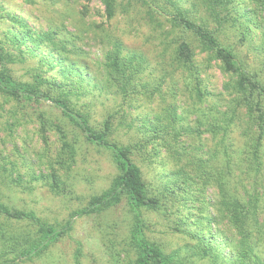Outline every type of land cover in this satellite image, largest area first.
I'll return each instance as SVG.
<instances>
[{
  "label": "trees",
  "instance_id": "16d2710c",
  "mask_svg": "<svg viewBox=\"0 0 264 264\" xmlns=\"http://www.w3.org/2000/svg\"><path fill=\"white\" fill-rule=\"evenodd\" d=\"M165 1L170 5L160 10L169 15L177 37L164 49L174 66L172 73L163 68L159 74L150 69L141 51L105 27L119 7L127 10L128 3L121 0H100L104 20L92 28L106 48L96 65L80 44L86 33L74 22L37 28L0 6V22L5 23L0 31V115H8L0 123V133H14L22 124L18 112L30 107L41 140L49 144V132L54 131L59 142L56 166L52 163L46 173L31 174V180H41L63 197H76L72 171L85 146L107 152L115 171L108 185L89 195L69 218L52 221L34 209L15 205L5 192L32 191L33 185L24 180L25 173L10 154L0 149V264L41 258L70 233L75 216H98L119 206L124 214L118 247L111 251L113 264H198L201 260L264 264V73L241 60L221 38L227 26L239 22L242 27L245 19L260 30V42L254 48L264 53V0ZM148 2H144L145 14L153 20ZM171 31L167 33L174 36ZM246 31L248 36L256 32ZM30 58L36 59L27 69L30 78L16 75L14 65ZM213 61L227 77L223 89L229 95L218 107L209 102L212 94L202 78V68ZM179 70L196 106L195 127L186 121L188 112H179ZM168 80L171 85L166 91ZM104 96L119 98L118 108L96 122L92 100ZM141 97L149 110L133 117L132 109L139 107L135 103ZM155 99H160V111L151 106ZM44 102L62 117L54 118L37 107ZM201 106H208V111ZM128 117L132 119L125 123ZM124 125L133 131L128 141L119 135ZM236 127H240V146L232 136ZM193 132L197 139L189 138ZM205 132L212 141L210 148L202 137ZM147 148L155 156L168 152L175 161L155 181L144 178L135 160ZM15 150L20 152L18 145ZM210 185L216 195L208 198L204 194ZM148 213L162 216L187 241L171 249L162 245L149 234ZM80 253H76V264H81Z\"/></svg>",
  "mask_w": 264,
  "mask_h": 264
},
{
  "label": "rangeland",
  "instance_id": "374dc122",
  "mask_svg": "<svg viewBox=\"0 0 264 264\" xmlns=\"http://www.w3.org/2000/svg\"><path fill=\"white\" fill-rule=\"evenodd\" d=\"M121 1L128 3L127 10L119 7L117 16L112 21L106 22L105 27L113 29L120 35L127 46L141 51L150 62V69L154 70L156 74L163 72V68L172 73L174 66H170L171 58L164 49L168 43L174 42L177 34L175 30L171 31L172 25L169 22V15L160 10L161 7L170 5V3L165 0H148L155 17H152V20L149 15L145 14L147 6L144 2H147V0ZM176 1L180 2L181 0ZM0 6L22 15L37 28H47L48 25L52 24L61 25L62 22L66 24L74 22L86 33V39L80 44L84 47L91 64L96 65L97 61L101 59L106 46L101 37L96 35L95 29L92 28V26L104 20L102 16L104 7L100 0H0ZM86 9L87 12H85ZM158 22L162 25H160L162 28L158 26ZM69 27L72 28L71 25ZM250 28L256 32L251 33ZM246 29L250 31L249 36ZM4 30L5 23L1 21L0 31ZM168 31H171L174 36L169 35ZM259 31L250 21L242 19V27L239 22L235 27L227 26L221 38L234 49L241 60L264 73V53L254 48V45L260 42L261 34ZM202 57H204L203 54L199 56V60ZM35 63L36 59L30 58L25 63L15 64L16 75L29 79L30 74L27 69ZM202 69L204 84L212 94L209 96V102L216 104L217 107L221 106L224 98H227V100L229 98V95L223 89V83L227 79L226 75L215 61L210 66ZM176 78L179 79L178 89L181 88V91H177L178 96L176 98L179 99L177 101L180 105L179 112H188V114L185 113L187 114L186 121L190 126L195 127L197 114L194 112V107L196 108V106L183 85V74L180 70L176 73ZM170 85V80H168L165 83L166 91H168ZM84 99L86 98L84 97ZM141 99V102L135 103L139 107L132 109L133 117L138 114L143 115L149 110L148 103L143 101V97ZM168 99L172 100L170 97ZM89 100H91V97H89ZM119 100L114 96L99 97L98 101L92 100L94 102V120L99 122L108 112L118 108L117 103ZM159 100L155 99V102L150 104L160 111L161 106L157 105ZM37 107L45 110L54 118L62 117L60 112L48 102L41 103ZM201 107L208 111V106ZM18 116L22 118V124L14 128V133L9 134L7 131L0 133V149H3V153L10 154V159L25 173L24 180L30 181L33 189L32 191H24L21 188L13 190L5 188V192L14 201L15 205L34 209L37 213L52 221L55 219L65 220L69 218L73 209L85 205L89 195L99 192L108 185L115 172L110 157L105 151L85 146L81 150L77 164L72 171L76 197L68 196L66 198L58 195L52 192L41 180H31V174L38 173L40 170L46 173L51 164L54 165V158L59 146L56 133L54 131L49 132L50 141L49 144H45L37 134V124L32 108H23L18 112ZM7 117L6 113L0 115V123H4ZM131 119V117H128L125 123ZM239 128L236 127L232 134L237 146L242 144ZM135 132L137 133L136 130ZM119 135L123 141H128L133 138V131L128 130V127L124 125V127H120ZM188 136L192 140L197 139L195 132ZM202 137L208 143L207 148L213 146L208 133H203ZM16 145L20 148V152L15 150ZM148 149L138 152L135 160L140 165L144 178L147 181H155V179H158L157 176L160 172L165 169L168 170L169 167L175 164V161L168 152L163 151L155 156ZM244 169H246V166H244ZM261 173H264L263 167ZM245 181L248 182L249 179H245ZM204 195L208 198L214 197L216 188L212 185L206 187ZM183 210L187 211V208L184 207ZM123 214V206H119L98 216H75L73 218V229L70 233L52 246L41 258H37L32 262L17 264H76L75 259L78 250L81 251L79 255L81 264H113L115 258L111 251L114 245L118 247ZM147 215L151 224L149 234L168 249L179 247L187 241L184 234L172 231L162 216L156 213H148ZM198 264H209V262L201 260L198 261Z\"/></svg>",
  "mask_w": 264,
  "mask_h": 264
}]
</instances>
